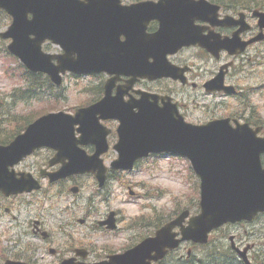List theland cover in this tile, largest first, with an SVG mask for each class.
<instances>
[{
    "label": "flooded vegetation",
    "instance_id": "af4514ba",
    "mask_svg": "<svg viewBox=\"0 0 264 264\" xmlns=\"http://www.w3.org/2000/svg\"><path fill=\"white\" fill-rule=\"evenodd\" d=\"M54 1L31 0V4L37 8V17L42 16L44 10L49 15L52 8L48 3L52 4ZM145 1L158 0H79L80 5L74 6L72 10L69 0H61V22L53 24L48 21L46 32L59 35L63 40L71 38L73 41H86L91 37L107 40L119 21L120 28L113 37L118 42H126L130 23L139 20L144 24V31L142 34L139 32L144 40V51L141 53L145 64L144 77L137 76L130 83L132 75L126 73L98 71L76 75L67 71L63 74L64 81L74 79L75 84L83 78L93 82L87 83L83 88L86 99L70 112L100 102L106 96V84L109 83L107 97L114 110L95 114L99 117L98 121L108 129V147L100 154L105 174L102 183L95 173L90 172L50 180L49 173L60 170L64 166L62 162L68 159L51 162L57 150L49 147L35 149L15 164L13 169L16 176L22 178L20 173L30 174L31 179H23L21 182L28 184L31 181L29 183L32 186L29 190L11 194L0 191V264H6L8 259L26 264L100 261L110 254L123 252L137 245L144 237L153 236L157 229L178 216L180 211L167 217L145 218L144 221V215H138L122 224L117 210L109 209L101 213L98 206L101 192L108 194L111 182L119 180L121 173L143 167L144 160L166 157L184 160L188 164L183 157L158 153L139 158L132 169L116 168L114 161L118 152L115 145L119 136L120 118L123 116L117 112L115 102L132 106L133 112L138 111L140 104H150L158 109H165L167 106L175 111V115L189 123L201 124L228 119L232 125L248 124L257 130V137H264V122L260 117V110L250 101L254 96H264V79L247 89L242 86L245 71L254 74V66L264 68V22L257 14L258 10L264 12V0H208L209 4L202 3L198 9L184 8L181 11L156 10L154 4H151V10V5H143L142 10H135L134 13L131 6ZM34 15V12H29L27 17L33 18ZM11 22L12 17L0 8V29H6ZM80 25L84 28H79ZM30 36L33 38L34 34ZM164 40L175 43L189 40L196 42L183 44L175 49L174 46L167 48V45L162 44ZM9 41L0 38V43ZM44 47L51 54H69L65 47L54 44L52 38L45 41ZM73 56L76 58L77 52H73ZM154 58L161 60L149 72L148 65L155 61ZM248 67L251 68L248 70ZM40 74L46 78V86L51 88L49 76ZM196 110H200V116L193 117L192 111ZM108 114L111 116H103ZM75 134L79 136L78 133ZM77 147L90 155L96 150L92 143H79ZM77 147L72 150H78ZM261 162L264 165V154L261 155ZM89 187L91 191L85 192V188ZM187 210L188 216L173 228L176 237H181V226H186L189 217L197 213L189 206ZM111 213L114 221L108 224L105 221ZM261 216L264 217V213L257 214L249 221L227 223L214 230L209 235L210 240L216 235L222 239L227 234L231 247L233 242L231 243L230 236H233L237 248H247L246 257L252 264L264 262V250L256 249L257 241L262 240L260 236L264 232V218L261 219ZM85 227H89L95 235L102 232L111 233L115 237H120L119 230L122 231L123 228L125 231L137 229V232L131 234L132 240L124 246L113 250L98 247L97 256H91L95 245L89 243L92 248L85 247ZM204 248L192 240L181 241L167 256L175 253L178 261L207 264L208 261L205 262L196 250ZM231 250L239 259L236 252L232 248ZM167 261L168 259L160 260L153 264H167Z\"/></svg>",
    "mask_w": 264,
    "mask_h": 264
},
{
    "label": "water",
    "instance_id": "95a60500",
    "mask_svg": "<svg viewBox=\"0 0 264 264\" xmlns=\"http://www.w3.org/2000/svg\"><path fill=\"white\" fill-rule=\"evenodd\" d=\"M202 3L208 4L206 0H160L140 2L131 8L135 13V10H142L143 5L154 4L156 10L181 11L184 8L198 9ZM48 5L52 8L49 15L44 10L42 16L37 17V8L31 4V0H0V7L13 16L11 25L6 31L0 32V37L12 38L8 45L9 51L19 57L29 70L46 72L56 84L61 82L60 72L66 70L78 74L100 70L126 73L132 75L130 83L135 77L144 76V57H141L144 40L140 37L144 24L140 25L139 20L130 23L126 42H118L113 37L120 28L119 21L107 40L94 37L86 41H73L71 38L63 40L59 35L46 32L48 21L53 24L61 22V0ZM69 5L72 10L80 3L79 0H69ZM151 8L152 5L149 6ZM29 12L35 13L33 18L27 17ZM257 14L264 22V13ZM79 28L84 26L80 25ZM30 34H34V37L31 38ZM46 38H52L65 47L69 54L56 56L44 53L41 43ZM195 42L189 40L175 43L170 40L165 45L171 43L169 47L176 48ZM73 52H77L76 58ZM53 58L57 59V64L52 62ZM154 59L153 64H157L159 58ZM153 64L149 66L154 67ZM108 84L106 96L100 102L79 108L74 115L64 111L47 113L28 124L24 132L9 144H0V190L9 194L31 188V181L28 184L21 182L31 178L24 175L17 179L9 166L42 146L57 150L51 162L68 159L62 162L64 166L60 170L49 173L51 180L73 173L94 172L101 182L105 171L99 155L106 150L108 130L98 122L95 114L114 110L107 97ZM115 103L117 112L123 116L120 118L119 139L115 145L118 151L115 167L132 168L133 162L139 157L170 152L186 156L200 179V211L187 226L181 228L182 239L205 242L208 232L225 222L251 219L257 212L264 211V167L260 163V155L264 154V137H257V130L247 124H236L233 127L228 120L199 125L186 123L167 106L158 109L150 104H140L138 111L133 112L132 106ZM75 124H79V139L74 136ZM88 142L96 145V151L91 155L77 147L78 143ZM74 147L78 150H72ZM186 214L187 211H184L158 229L154 237L145 238L123 253L109 255L108 259L100 262L81 264H150L152 260L162 258L168 249L176 247L179 239H174L175 233L171 229L173 225L180 224ZM113 221L111 213L105 222L109 224Z\"/></svg>",
    "mask_w": 264,
    "mask_h": 264
},
{
    "label": "rangeland",
    "instance_id": "374dc122",
    "mask_svg": "<svg viewBox=\"0 0 264 264\" xmlns=\"http://www.w3.org/2000/svg\"><path fill=\"white\" fill-rule=\"evenodd\" d=\"M10 62L9 58L4 59L0 56V128L2 132H14L22 126L23 123L20 121L34 119L49 111H72L77 104L86 99L83 88L87 83H93L88 78H83L75 84L74 79L68 78L63 82L66 87L65 92L54 89L53 99L14 103L15 98L11 96L12 89L22 85L23 78L21 75L22 70L17 69L15 62H12L11 65ZM6 66L10 67L8 71H6ZM252 71H254V74L249 71H245L243 74L242 86L246 89L255 82L264 79V68L259 69L258 66H254ZM40 94H44L45 98L47 93L42 91ZM250 101L260 110V117L264 122V96H254ZM193 113V117H196L199 115L200 110L192 111ZM87 190L91 191V188H85V192ZM109 190L108 194L101 192L98 206L101 213L109 209L117 210L122 218V224L129 222L130 217H138V215H144L145 218L151 219L155 216H166L188 206L192 210L199 209L198 180L196 177L193 179L190 176L186 162L180 159L158 157L144 160L143 167L132 172L121 173L119 180L110 183ZM130 190H133L136 194L130 195ZM84 232L86 237L85 247H91L88 245L89 243L94 244L91 256H97L99 253L98 247L108 250L120 248L132 240L131 234L137 232V229L125 231V228H123L122 231L119 230L121 232L120 237L102 232L95 235L89 227H85ZM260 238H262L261 241H257L256 238V249L264 250V232ZM212 243L227 245L229 240L228 238L219 239L216 235L213 237ZM202 251L200 250L199 253ZM257 264H264V262Z\"/></svg>",
    "mask_w": 264,
    "mask_h": 264
},
{
    "label": "trees",
    "instance_id": "16d2710c",
    "mask_svg": "<svg viewBox=\"0 0 264 264\" xmlns=\"http://www.w3.org/2000/svg\"><path fill=\"white\" fill-rule=\"evenodd\" d=\"M24 72H23L24 74L22 73V77L26 78V82H28V87L26 89L20 90L17 94H13L15 101L31 99L34 96L37 99L43 98V94H39L37 84H39V81L46 83V80H42V78L40 77V74H30L26 71ZM18 90L19 89H15V92H17ZM23 127L24 125L18 128L16 130V133L19 132ZM13 135H14V132H11V133L2 132L0 128V143L8 142L10 139H12Z\"/></svg>",
    "mask_w": 264,
    "mask_h": 264
}]
</instances>
